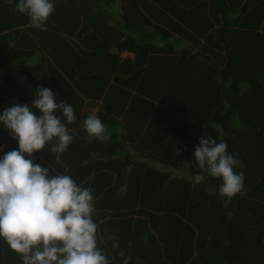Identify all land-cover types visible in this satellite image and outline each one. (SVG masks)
I'll return each instance as SVG.
<instances>
[{
    "label": "trees",
    "instance_id": "obj_1",
    "mask_svg": "<svg viewBox=\"0 0 264 264\" xmlns=\"http://www.w3.org/2000/svg\"><path fill=\"white\" fill-rule=\"evenodd\" d=\"M118 1L123 15L111 23ZM16 3L0 0V114L31 107L40 86L72 105L60 159L51 143L25 158L92 190L110 264H264V0H53L45 30ZM89 98L133 116L156 165L113 160L121 145L109 116L99 117L108 138L90 140ZM202 136L242 161L244 187L231 199L194 159ZM11 150L18 139L0 123V159ZM0 264H22L3 238Z\"/></svg>",
    "mask_w": 264,
    "mask_h": 264
},
{
    "label": "clouds",
    "instance_id": "obj_2",
    "mask_svg": "<svg viewBox=\"0 0 264 264\" xmlns=\"http://www.w3.org/2000/svg\"><path fill=\"white\" fill-rule=\"evenodd\" d=\"M27 14L33 27L44 25L54 11L53 0H18L12 9ZM39 110V115L32 108ZM63 114L65 122L56 115ZM71 104L58 102L50 88L40 86L32 106L13 104L0 114V123L18 139L19 150L0 159V238L21 256L22 264H110L97 244V224L92 190L79 186L66 174L49 176V169L26 159L51 143L50 151L60 159L73 137L67 124L75 122ZM84 128L90 140L108 138L97 115H89ZM226 142L201 137L194 152L201 173L220 178V196L229 199L244 187L242 161L227 151ZM196 174L194 182L203 183ZM118 241L113 248H118ZM124 256V252H119ZM124 264H128L125 259Z\"/></svg>",
    "mask_w": 264,
    "mask_h": 264
},
{
    "label": "crops",
    "instance_id": "obj_3",
    "mask_svg": "<svg viewBox=\"0 0 264 264\" xmlns=\"http://www.w3.org/2000/svg\"><path fill=\"white\" fill-rule=\"evenodd\" d=\"M122 12L123 10L121 7V3L120 1H118L117 3H115V5L112 6L110 10V13H112V16L110 18L111 23H118V21L121 20V17L123 15ZM119 54L123 60L136 59V54L132 51H123ZM128 77L129 75L125 74L120 76L118 80H126ZM114 84H116L115 81H113V85ZM84 114H94L98 117L109 116V121L111 122L107 123L108 131L113 135L116 134L120 136L119 139L121 145L117 155L113 157V160L123 161L129 158L132 162V165L140 163H145L147 165H156V163H154L148 157L147 151L141 150L140 148L139 144L142 141V132L141 129L135 127L138 123L136 122L133 116L126 115L125 113L120 114V112H118V110L116 109L109 110V108H107L105 100L98 98H89L86 100ZM93 158L99 160L102 159V157H100V155H98L97 153L93 154Z\"/></svg>",
    "mask_w": 264,
    "mask_h": 264
}]
</instances>
